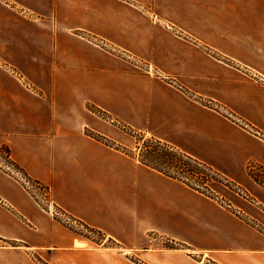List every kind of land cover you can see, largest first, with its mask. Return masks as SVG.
<instances>
[{
  "label": "crops",
  "instance_id": "obj_1",
  "mask_svg": "<svg viewBox=\"0 0 264 264\" xmlns=\"http://www.w3.org/2000/svg\"><path fill=\"white\" fill-rule=\"evenodd\" d=\"M129 132L253 198L223 205L142 160ZM0 154V264H38L31 252L50 264H264V0H0ZM8 167L116 247H89ZM150 232L181 247H153Z\"/></svg>",
  "mask_w": 264,
  "mask_h": 264
},
{
  "label": "rangeland",
  "instance_id": "obj_2",
  "mask_svg": "<svg viewBox=\"0 0 264 264\" xmlns=\"http://www.w3.org/2000/svg\"><path fill=\"white\" fill-rule=\"evenodd\" d=\"M32 13L33 12L29 11L27 14L35 15ZM92 40L94 43L102 45L104 48H106L110 52H113L114 54H117L119 56L124 55V58L129 55V53L127 54L128 51L115 47L113 43L110 44V42L106 39L94 38ZM130 59H132L134 61V64L138 68H140L139 70L160 75L157 68L146 58L135 55ZM232 64L233 63H231V65ZM233 65H235L238 69L244 70L239 64ZM247 73L250 74L252 72L247 71ZM168 79L172 84L178 87L182 86V90L186 91L185 93L189 97L195 100H201L205 105L226 113L225 108L221 107V104H219L217 101L206 100L204 98L202 99L200 96L193 93L190 89L185 90L184 86L179 83L176 77H168ZM129 133L134 136L133 140L135 143V146L131 151L135 153L141 152V156L143 157L140 158H142V160H145L148 164L153 167H157L159 170L165 172L166 174L182 180L183 182L187 183L188 186L192 187L193 189L199 190L200 192H203L205 195H208L210 197L220 196L219 200H223V205L234 203L233 201L238 202L244 201V199L253 198L247 188L227 176V174H225L224 171L222 172L221 170H219L218 167H215L210 163L203 161L196 156L183 151L180 148L175 147L174 145H170L167 142H163L155 137H144V135L140 136L138 134H133V132ZM1 155L2 154H0V156ZM246 167L249 174L256 178L259 182L258 177L261 172L259 163L250 160L249 162H247ZM6 170L13 176L18 177V179L21 180V182L30 191L33 199L39 204V206L49 211V213H52V215L50 214L52 218L58 220L70 229H73L75 234L88 239L89 242L87 245H89V247H116L113 242L107 241L105 243V234L103 232L91 227H87L80 223V221L78 220L73 221L72 218L67 217V215L63 213L58 207L50 206V199H48V196L45 198V194L48 193L45 185L36 181H28L27 178L24 177L23 174L15 168L8 167L6 168ZM230 198L233 201H229ZM154 233L150 232L148 234V242L153 247H181L179 241L171 240L163 233ZM154 237L156 239L151 241V238ZM17 243V241L11 242V244L13 245H17ZM30 255V257H32L38 264H50L47 254L31 252ZM133 258L135 257L133 256ZM138 263L147 264L141 261Z\"/></svg>",
  "mask_w": 264,
  "mask_h": 264
},
{
  "label": "built area",
  "instance_id": "obj_3",
  "mask_svg": "<svg viewBox=\"0 0 264 264\" xmlns=\"http://www.w3.org/2000/svg\"><path fill=\"white\" fill-rule=\"evenodd\" d=\"M150 69H151V66H150ZM154 234H155V233H154ZM155 239H156L155 237H154V238H151V241H152V240H155Z\"/></svg>",
  "mask_w": 264,
  "mask_h": 264
}]
</instances>
